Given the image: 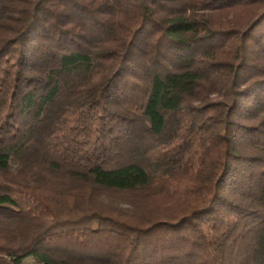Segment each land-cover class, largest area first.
Listing matches in <instances>:
<instances>
[{
    "label": "trees",
    "instance_id": "1",
    "mask_svg": "<svg viewBox=\"0 0 264 264\" xmlns=\"http://www.w3.org/2000/svg\"><path fill=\"white\" fill-rule=\"evenodd\" d=\"M264 264V0H0V264Z\"/></svg>",
    "mask_w": 264,
    "mask_h": 264
},
{
    "label": "rangeland",
    "instance_id": "2",
    "mask_svg": "<svg viewBox=\"0 0 264 264\" xmlns=\"http://www.w3.org/2000/svg\"><path fill=\"white\" fill-rule=\"evenodd\" d=\"M24 264H34V261L31 258H26Z\"/></svg>",
    "mask_w": 264,
    "mask_h": 264
}]
</instances>
